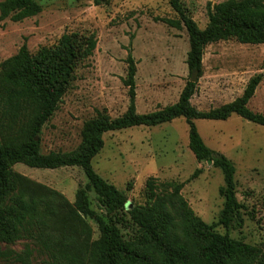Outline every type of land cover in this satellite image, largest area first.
<instances>
[{"label": "rangeland", "instance_id": "374dc122", "mask_svg": "<svg viewBox=\"0 0 264 264\" xmlns=\"http://www.w3.org/2000/svg\"><path fill=\"white\" fill-rule=\"evenodd\" d=\"M1 1V0H0ZM41 11L20 21L0 22V62L17 53L25 44L30 54L43 46L57 44L64 33L94 34L93 54L78 60L72 79L58 108L42 126L40 151L67 153L81 142L83 123L97 111L111 118L121 116L128 105L126 56L136 62L138 113H148L175 103L189 72L186 56L188 35L183 26L172 27L162 18L178 15L167 0H35ZM187 13L203 29L208 23L207 8L225 0H181ZM264 43L242 44L228 39L207 44L202 57V75L191 104L199 110L221 106L240 96L248 80L263 77L248 102V108L264 115ZM197 77V75H196ZM199 134L207 146L225 155L235 168V195L242 223L233 219L227 226L219 217L224 199L218 189L223 174L210 161H197L188 147V127L180 117L156 126H132L102 135V149L92 166L104 180L122 191L129 203L144 204L148 177L183 183L181 193L194 214L212 230L227 234L264 252V126L231 115L225 120L196 119ZM12 169L62 193L74 201L79 187L87 186L81 168H35L15 163ZM198 171L195 176L194 172ZM90 207L104 215L95 192L86 187ZM98 236L95 222L87 218ZM122 230L132 235L131 226ZM31 249L30 264H50L46 254L27 238L2 243L3 250L21 253ZM0 264H20L11 254L0 256Z\"/></svg>", "mask_w": 264, "mask_h": 264}, {"label": "trees", "instance_id": "16d2710c", "mask_svg": "<svg viewBox=\"0 0 264 264\" xmlns=\"http://www.w3.org/2000/svg\"><path fill=\"white\" fill-rule=\"evenodd\" d=\"M167 1L178 18L161 20L172 27L183 26L189 40L186 65L190 76L178 100L156 111L138 113L136 62L128 52L121 79L128 95L125 112L111 118L97 111L83 123L81 142L70 152L41 153L39 135L62 101L75 63L93 54L95 35L64 33L57 44L43 46L35 54L22 44L16 54L0 62V256L11 254L20 264H30L28 246L17 254L1 247L2 243L27 238L47 255L50 264H264L263 251L213 231L194 214L181 193L182 182L148 177L144 204L127 209L125 194L93 169L92 159L103 147L105 132L156 126L182 117L188 127V147L196 160L210 161L222 171L223 185L218 192L224 205L218 222L224 226L233 219L238 226L242 223L235 168L225 155L205 144L195 120H225L235 114L264 126V115L247 106L263 73L252 76L240 96L205 111L191 104L197 81L190 78L193 72L197 78L202 75L207 44L228 39L242 44L264 43V0H225L208 6V23L203 29L188 15L181 0ZM40 11L35 0H1L0 22L6 18L20 21ZM15 163L35 168H81L86 187L95 192L104 215L90 207L86 187H79L70 202L59 191L14 171ZM87 218L95 222L97 237H93ZM129 225L133 231L130 236L122 230Z\"/></svg>", "mask_w": 264, "mask_h": 264}, {"label": "water", "instance_id": "95a60500", "mask_svg": "<svg viewBox=\"0 0 264 264\" xmlns=\"http://www.w3.org/2000/svg\"><path fill=\"white\" fill-rule=\"evenodd\" d=\"M190 80H191L192 82H196V80H197L196 72L191 73V78H190ZM128 206H129V203H127V207H128Z\"/></svg>", "mask_w": 264, "mask_h": 264}]
</instances>
